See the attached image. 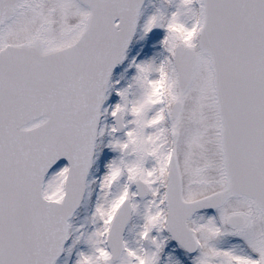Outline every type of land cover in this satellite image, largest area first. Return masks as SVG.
Returning a JSON list of instances; mask_svg holds the SVG:
<instances>
[{
    "label": "snow or ice",
    "instance_id": "obj_1",
    "mask_svg": "<svg viewBox=\"0 0 264 264\" xmlns=\"http://www.w3.org/2000/svg\"><path fill=\"white\" fill-rule=\"evenodd\" d=\"M0 264H264V0H0Z\"/></svg>",
    "mask_w": 264,
    "mask_h": 264
}]
</instances>
